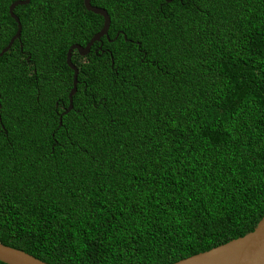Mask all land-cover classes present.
I'll list each match as a JSON object with an SVG mask.
<instances>
[{"label":"trees","instance_id":"trees-1","mask_svg":"<svg viewBox=\"0 0 264 264\" xmlns=\"http://www.w3.org/2000/svg\"><path fill=\"white\" fill-rule=\"evenodd\" d=\"M14 1L0 0V50ZM89 3L107 39L71 53L66 114V51L102 19L82 0L12 11L0 244L46 264H172L251 232L264 214V0Z\"/></svg>","mask_w":264,"mask_h":264},{"label":"water","instance_id":"water-1","mask_svg":"<svg viewBox=\"0 0 264 264\" xmlns=\"http://www.w3.org/2000/svg\"><path fill=\"white\" fill-rule=\"evenodd\" d=\"M30 0H17L8 6V14L16 24V30L9 39L5 47L0 50V57L10 48L12 43L18 39L20 34V24L17 17L13 14L16 6L27 5ZM90 0H82L84 9L94 15H98L102 19L100 30L95 33L84 47L79 45H70L65 54V64L72 71L71 88L67 94V107L62 114H66L71 110V98L76 91L77 69L70 62L71 53L75 51L78 56H85L93 43H99L102 37L107 39V29L109 26V18L106 11L90 5ZM117 36V34L115 35ZM58 118V125L60 124ZM0 262L3 264H46L34 257L0 244ZM172 264H264V214L257 222L251 232L244 234L242 237L232 239L224 244L213 247L207 251L197 253L178 260Z\"/></svg>","mask_w":264,"mask_h":264}]
</instances>
